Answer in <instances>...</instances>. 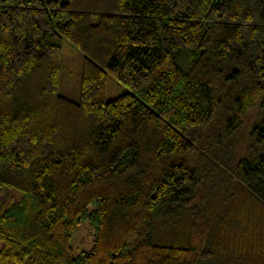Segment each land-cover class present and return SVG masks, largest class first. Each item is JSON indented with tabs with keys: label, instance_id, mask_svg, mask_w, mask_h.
Here are the masks:
<instances>
[{
	"label": "trees",
	"instance_id": "trees-1",
	"mask_svg": "<svg viewBox=\"0 0 264 264\" xmlns=\"http://www.w3.org/2000/svg\"><path fill=\"white\" fill-rule=\"evenodd\" d=\"M0 190V264H264V0H0Z\"/></svg>",
	"mask_w": 264,
	"mask_h": 264
},
{
	"label": "rangeland",
	"instance_id": "rangeland-1",
	"mask_svg": "<svg viewBox=\"0 0 264 264\" xmlns=\"http://www.w3.org/2000/svg\"><path fill=\"white\" fill-rule=\"evenodd\" d=\"M48 1V0H45ZM60 2L66 0H58ZM63 47V68L60 76L59 92L71 100L78 101L80 98V83L82 73V54L66 39L62 41ZM126 89L112 76H108L106 101H111L123 93ZM253 115L248 116L252 121ZM17 195L9 194L0 190V207L8 204ZM94 229L88 220H83L77 227L72 238V247L75 255L82 251H90L94 246ZM1 247V243H0Z\"/></svg>",
	"mask_w": 264,
	"mask_h": 264
}]
</instances>
